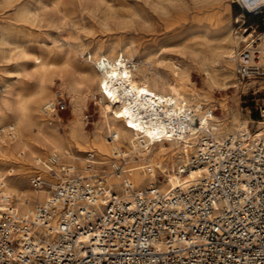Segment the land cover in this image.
Wrapping results in <instances>:
<instances>
[{
    "label": "built area",
    "instance_id": "1",
    "mask_svg": "<svg viewBox=\"0 0 264 264\" xmlns=\"http://www.w3.org/2000/svg\"><path fill=\"white\" fill-rule=\"evenodd\" d=\"M233 2L263 23L243 29L249 36L236 55L237 77L264 80V0ZM66 105L57 91L41 111ZM258 109L264 120V102ZM204 133L178 168L201 172L167 190L124 182L117 193L101 173L65 164L49 168L47 177L33 172L31 187L49 195L33 214L5 198L0 264H264V126L256 136L247 127L219 140Z\"/></svg>",
    "mask_w": 264,
    "mask_h": 264
},
{
    "label": "bare ground",
    "instance_id": "2",
    "mask_svg": "<svg viewBox=\"0 0 264 264\" xmlns=\"http://www.w3.org/2000/svg\"><path fill=\"white\" fill-rule=\"evenodd\" d=\"M12 1L4 0L7 5ZM17 1V20L31 23L35 16L33 12L35 0ZM57 3L55 6L58 7ZM40 10L45 14L44 3H40ZM247 32L248 29H245L241 34L242 40H246L249 36ZM232 35L227 34L224 42L216 46L228 59L229 64L235 59L233 45L237 40ZM128 48L125 45L111 46L109 52L90 53L89 61L93 60L95 63L92 66L87 63L74 66L69 59L55 63L49 61L45 54L35 56L30 71L37 79L34 92L26 98H19L18 103L13 101L12 96H8L3 98L5 103L0 104V113L3 105H7L20 114L17 124H10L12 128L16 125L12 130L11 140L6 143L1 141L2 138L0 140V208L6 207L5 198L9 197L8 205H14L22 214H33L36 207L48 197L49 191L46 188L26 190L21 184V178L28 172L32 158L35 164H40L39 154L42 148L49 152V156L40 166L43 171H48L50 167L59 169L57 163L62 156L65 165L75 166L83 173L96 172L94 165L87 169V160L101 165L109 162L105 160L106 158L114 156L116 160L111 161V170L106 169L101 173L106 189L122 193L125 189L124 182H127L137 189L156 184L161 190H167L196 178L201 172L200 169H196L183 175L179 173L178 168L180 163H187L190 154L202 142L205 130L212 132L217 140L240 127H247L254 136L261 133L264 120L260 118L255 121L242 117L236 108L230 110L222 108V116L216 117L214 110L218 108L209 106V102L212 101L211 96L201 93L194 86L185 65L169 60L164 64L165 69L149 70L139 65L140 61L136 62V59L132 58L131 48ZM22 52H25L24 48ZM196 53V51L193 53L194 56L197 55ZM212 60L214 61L215 58L213 57ZM54 75L58 76L71 92H76V85L84 83L89 86L87 89H93V92H97L100 96L101 125L90 134L85 132L79 118H73L68 120V131L62 135L53 123L59 111L43 113L41 107L44 103L39 108L37 103L48 95V85ZM207 77L211 87L226 84V75L220 78L207 71ZM107 93H111V98ZM204 102L209 105L203 107ZM195 118L199 119V124L193 125ZM22 121L26 122L27 129L35 131L34 137L25 134L24 127L20 123ZM130 124H135L136 127H129ZM103 129L107 131V136L103 135ZM19 147L23 149L19 153L22 157L15 155V150ZM25 151L26 155H24ZM74 151L86 154L81 156ZM95 154L100 160L95 159ZM78 161L85 162V167H78ZM125 165L128 172H125ZM176 165L178 167L174 168ZM5 193L8 195H4Z\"/></svg>",
    "mask_w": 264,
    "mask_h": 264
},
{
    "label": "rangeland",
    "instance_id": "3",
    "mask_svg": "<svg viewBox=\"0 0 264 264\" xmlns=\"http://www.w3.org/2000/svg\"><path fill=\"white\" fill-rule=\"evenodd\" d=\"M35 2L33 5L35 16L32 22L23 23L18 21L16 16L18 1L13 0L7 5L4 0H0L1 105L5 103L3 99L5 97L12 96L13 101L18 103L19 98H26L34 92L37 79L30 71L37 55L45 54L49 61L55 63L69 59L74 66H81L83 63L92 66L95 63L93 60L89 61L90 53L109 52L111 46L125 45L129 47L128 49L131 48L132 58L136 59V62L140 61L139 65L149 70L165 69L164 64L169 60L185 65L194 86L201 93L211 96L210 105L204 102L203 107L216 106L218 108V111L214 110L216 117L222 116V108L228 110L236 108L242 117L255 121L260 119L258 108L264 102V80H239L235 59L239 48L244 44L240 37L244 27L259 23L261 29L263 23L259 22V16L243 10L233 0H35ZM56 2L59 4L58 7L55 6ZM40 3L45 4V14L40 10ZM229 33L233 34L235 40L237 39L233 45L235 59L231 60V64L221 54V50L216 48L220 42H224ZM22 48L25 52H22ZM214 48L215 50L211 51ZM195 51L197 55L194 56ZM213 57L215 62L212 60ZM207 71L220 78L226 75V84L209 86ZM52 79L48 85V95L37 104L40 108L46 100L52 96L54 98L57 91L63 93L67 105L54 119L57 131L65 135L68 131V120L73 118L80 119L88 134L101 125L100 96L97 92L87 89L89 86L84 83L76 85V92H71L58 76L54 75ZM90 87L93 88L92 85ZM19 117L18 111L3 105L0 113L1 141L6 143L11 140L12 130L16 125L12 128L10 124H17ZM20 123L25 134L35 136L33 129H27L26 122ZM107 134L103 129V135ZM21 150L23 151L21 147L17 148L15 155L22 157L19 156ZM74 152L81 156L86 154ZM39 156L40 164H35L32 158L28 172L21 178L23 189L32 188L29 177L37 170L41 175L46 174L45 177L50 176L48 171L40 168L49 152L42 148ZM94 157L100 160L98 155L95 154ZM105 160L109 162L93 164L96 172L102 173L106 169L110 171V163L116 158L112 156ZM61 163L64 164L62 156L57 166ZM77 164L78 167H85V162L78 161ZM125 172H128L126 165ZM13 199L14 197L11 201Z\"/></svg>",
    "mask_w": 264,
    "mask_h": 264
},
{
    "label": "snow or ice",
    "instance_id": "4",
    "mask_svg": "<svg viewBox=\"0 0 264 264\" xmlns=\"http://www.w3.org/2000/svg\"><path fill=\"white\" fill-rule=\"evenodd\" d=\"M125 76H127V73H125ZM107 95L109 96V98H111V93H107ZM118 115H120V114L118 113ZM129 127L135 128L136 125L135 124H130ZM113 195H115V193H113Z\"/></svg>",
    "mask_w": 264,
    "mask_h": 264
}]
</instances>
